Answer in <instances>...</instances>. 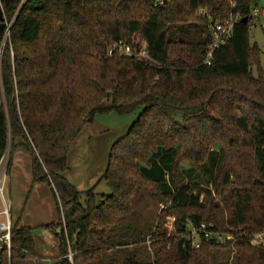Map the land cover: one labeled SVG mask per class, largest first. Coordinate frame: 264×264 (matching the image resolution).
Listing matches in <instances>:
<instances>
[{
	"label": "trees",
	"instance_id": "1",
	"mask_svg": "<svg viewBox=\"0 0 264 264\" xmlns=\"http://www.w3.org/2000/svg\"><path fill=\"white\" fill-rule=\"evenodd\" d=\"M256 3L1 2L0 158L19 141L32 157L33 184L52 189L56 264H264V245L251 242L264 233V71L248 39ZM236 17L247 23L233 26L206 65L209 26ZM136 36L147 59L107 56L118 42L137 52ZM136 111L109 151L100 179L109 193L78 192L63 174L81 130L97 114ZM139 193L164 206L147 229L135 214ZM188 224L212 225L234 242L192 248ZM27 256H35L30 229L12 223L0 264Z\"/></svg>",
	"mask_w": 264,
	"mask_h": 264
},
{
	"label": "rangeland",
	"instance_id": "2",
	"mask_svg": "<svg viewBox=\"0 0 264 264\" xmlns=\"http://www.w3.org/2000/svg\"><path fill=\"white\" fill-rule=\"evenodd\" d=\"M253 9H257L262 15L250 27L248 39L251 46H256L260 50V67L264 71V32L262 30L264 0H257ZM134 42L139 44V48L143 45L138 36L134 37ZM252 73L256 76L255 68L252 69ZM137 113L138 111L127 115L97 114L94 116L93 122L81 130L68 152L67 171L63 174V177L73 184L78 192L83 193L94 188L95 194L107 195L109 193L107 186L100 179L107 166L110 148L126 135L131 124L136 120ZM19 144L20 142L16 141L18 147L11 154V144L9 143L7 154L4 157L7 162V187L3 199L9 203L10 215L21 217V224L31 227L32 239L45 241L50 234L49 220L52 219V222L55 221V223L58 221L56 199L50 189L47 191L46 184H42L41 189L32 184V157ZM183 166L186 168V165ZM139 196L140 200L135 211V214L141 216L138 227L147 229L154 214L164 206L156 205L144 193H139ZM1 210L2 201L0 199ZM1 218L4 220L2 216ZM169 220L166 219V222ZM10 223L12 225L11 219ZM3 247L9 251L8 247L3 244L0 245V250ZM229 255H232V252L221 253L220 257L226 258ZM69 256H71L70 253ZM31 261L32 257L27 256L23 264H30Z\"/></svg>",
	"mask_w": 264,
	"mask_h": 264
},
{
	"label": "built area",
	"instance_id": "3",
	"mask_svg": "<svg viewBox=\"0 0 264 264\" xmlns=\"http://www.w3.org/2000/svg\"><path fill=\"white\" fill-rule=\"evenodd\" d=\"M165 0H153L154 7L162 6ZM262 13L257 9H253L251 12V19L254 22L258 17H260ZM240 21V18L230 19L223 23H213L209 26V33L212 38V46L207 52V58L205 60L206 65H210V59L212 57V53L215 49L224 45L232 35L233 26ZM253 23H250V27ZM249 27V28H250ZM262 30L264 32V26H262ZM143 42V41H142ZM119 55V56H127L134 59H147L146 55V45L143 42V45L138 49L137 52L133 51V49L122 43H114L110 45L107 49V56ZM8 149H6L5 154L0 158V199L2 201V210L0 211V216L4 218L2 222H0V243L4 246H7L10 249V229L11 223L9 218V203L3 199L4 191L6 190V171H7V162L4 157L7 154ZM189 227V236H187V242L191 244L192 248H198L200 240L212 241L217 245L226 246L232 245L234 242V236L231 234H223L216 230L212 225L201 224L199 227L194 228L190 224L187 225ZM165 228L168 232L174 231V220H169L165 224ZM264 233L257 234L252 236V244L255 245H263L264 244ZM148 245V243H147ZM71 258V256H69Z\"/></svg>",
	"mask_w": 264,
	"mask_h": 264
},
{
	"label": "crops",
	"instance_id": "4",
	"mask_svg": "<svg viewBox=\"0 0 264 264\" xmlns=\"http://www.w3.org/2000/svg\"><path fill=\"white\" fill-rule=\"evenodd\" d=\"M42 184L45 185V183L40 182V183H35V186L36 188L39 187V189H41ZM48 187L49 186L47 185V191L48 189H50L51 192L53 193L52 189ZM52 195L55 198L54 193ZM56 208H57V205H56ZM10 214L11 213L9 210V218L11 219L12 223L17 224L19 228H28L30 229V232H31V227H28V226L26 227V225L24 226L21 224V217L20 218L12 217ZM2 221L3 219L0 216V222ZM49 222H50L49 225H51L52 223H55V221L52 222V219H50ZM57 233H58L57 229H54V230L50 229V234L48 235L47 240L43 241L40 239L39 240L33 239L34 245H35V256L32 257L31 264H56L59 262L60 251H59V242L56 237Z\"/></svg>",
	"mask_w": 264,
	"mask_h": 264
},
{
	"label": "water",
	"instance_id": "5",
	"mask_svg": "<svg viewBox=\"0 0 264 264\" xmlns=\"http://www.w3.org/2000/svg\"><path fill=\"white\" fill-rule=\"evenodd\" d=\"M2 1L3 0H0V4H1ZM3 20H4V18H3V13H2L1 5H0V23H2ZM240 23L241 24H246L247 23V19L240 20Z\"/></svg>",
	"mask_w": 264,
	"mask_h": 264
}]
</instances>
